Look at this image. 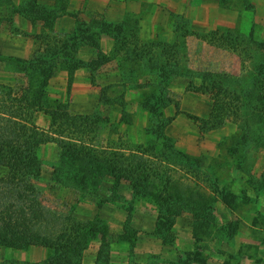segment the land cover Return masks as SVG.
<instances>
[{"label":"rangeland","instance_id":"obj_1","mask_svg":"<svg viewBox=\"0 0 264 264\" xmlns=\"http://www.w3.org/2000/svg\"><path fill=\"white\" fill-rule=\"evenodd\" d=\"M79 1L0 0V83L47 80L46 106L94 116L81 137L133 168L136 186L105 170L87 179L94 161L41 147L44 202L107 227L82 264H264V0H154L115 19ZM65 14L68 33L56 25ZM79 20L75 58L56 56ZM103 20L121 27L101 30ZM30 64L44 71L31 79ZM212 82L227 92L199 123L190 116L208 119ZM103 243L109 259L96 263ZM38 249L35 262L0 246V264H43Z\"/></svg>","mask_w":264,"mask_h":264},{"label":"trees","instance_id":"obj_2","mask_svg":"<svg viewBox=\"0 0 264 264\" xmlns=\"http://www.w3.org/2000/svg\"><path fill=\"white\" fill-rule=\"evenodd\" d=\"M77 22L75 32L68 35L69 40L64 41V47H59L55 54L63 52L64 55L75 58L76 45H69V41L85 31L83 22ZM99 24L101 30L121 27L105 20ZM71 46L73 49H70ZM45 58L46 56L41 57ZM43 68L30 64L22 70L34 79L35 76H40ZM31 84L28 87H15L0 83V167L6 169L5 173L0 174V246L15 250L42 246L48 249V256L43 264H82L89 243L97 235L106 232L107 227L99 224L96 219L81 220L71 213L59 212L44 202L43 190L39 184L43 174L41 147L54 142L61 148L62 159L74 154L87 158L89 163L94 161L97 165L89 166V172L84 174L87 179L91 173L105 170L116 177L125 174L126 179L136 186L132 179L134 171L130 163L120 165L108 158H101V153L97 149L93 150L81 137L80 134L90 127L94 116L73 115L68 110V104H59L54 109L48 108L44 100L48 81H32ZM211 86L216 88V92L214 94L212 88L213 107L208 119L190 116L199 123L212 122L215 118L217 97L227 92L225 85L212 82ZM42 111L51 116L49 128L41 127L37 122V115ZM258 111L264 115V111ZM171 119L168 118L167 122ZM165 124L166 122L162 123V127ZM110 246L109 243L100 245L96 263L104 257L109 259ZM189 263L190 261H185L181 264Z\"/></svg>","mask_w":264,"mask_h":264},{"label":"crops","instance_id":"obj_3","mask_svg":"<svg viewBox=\"0 0 264 264\" xmlns=\"http://www.w3.org/2000/svg\"><path fill=\"white\" fill-rule=\"evenodd\" d=\"M153 2L154 0H88L85 7H87L88 10L94 11L95 13H106V17L108 19H115L117 16L119 18H121V16L126 17L130 12L144 15V12L148 10V7L152 6ZM72 3L74 5L71 6L79 9V7H76L79 6L77 4H80L79 0H72ZM81 9L83 8H80V10ZM80 14H83V10H81ZM108 14H110L111 16H108ZM56 25L61 31H65L68 33L74 30L75 18L68 14L62 15L57 19ZM74 216L78 219L84 220L83 218H80V216H78L77 211L75 212ZM91 219L93 218H87L86 220ZM38 248H41V250L43 251L44 259L47 258L48 249L42 246H32L28 250H20V253H23V258L38 262V258L35 256L38 253ZM86 252L87 250L85 251V256ZM95 254L96 253L94 251L93 255L95 256ZM16 258H19V256L17 255Z\"/></svg>","mask_w":264,"mask_h":264}]
</instances>
